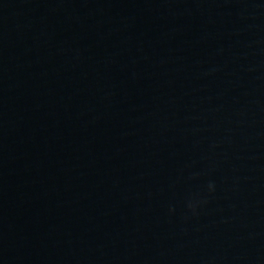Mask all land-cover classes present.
<instances>
[{
    "label": "water",
    "instance_id": "1",
    "mask_svg": "<svg viewBox=\"0 0 264 264\" xmlns=\"http://www.w3.org/2000/svg\"><path fill=\"white\" fill-rule=\"evenodd\" d=\"M0 264H264V0H0Z\"/></svg>",
    "mask_w": 264,
    "mask_h": 264
}]
</instances>
